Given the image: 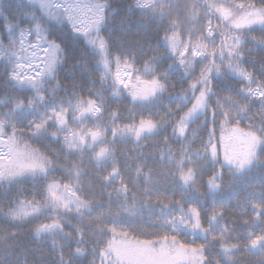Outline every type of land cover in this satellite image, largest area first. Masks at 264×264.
<instances>
[{"label": "trees", "instance_id": "obj_1", "mask_svg": "<svg viewBox=\"0 0 264 264\" xmlns=\"http://www.w3.org/2000/svg\"><path fill=\"white\" fill-rule=\"evenodd\" d=\"M85 1L89 36L51 0H0V140L40 164L1 178L0 264H264V26L230 23L264 0ZM28 36L49 64L17 76Z\"/></svg>", "mask_w": 264, "mask_h": 264}, {"label": "rangeland", "instance_id": "obj_2", "mask_svg": "<svg viewBox=\"0 0 264 264\" xmlns=\"http://www.w3.org/2000/svg\"><path fill=\"white\" fill-rule=\"evenodd\" d=\"M51 2H57L56 4H58V7H63L62 9L66 11L68 17L70 18L71 24L78 32L84 34L85 36H89L90 34L88 33L90 31L92 32V29L97 30V27H92H94L95 21H97V18H99L98 12L93 10L92 7L90 8L87 1L51 0ZM230 23L234 27L237 26L240 28L264 26V10L256 9L243 15L232 17ZM27 39L22 38L21 40L24 55H22L16 62L18 68L17 72L18 75L22 73L23 75L34 76L36 75V73L38 74L42 72L47 63L49 64V61L46 60L49 49H43L42 45L40 46V41H37L35 43L31 40V38H29V36ZM119 68L120 69H118L116 73L120 77V82L127 85L130 81L131 73L124 67ZM85 114L86 111L84 110L82 113H78L77 117H79V119H82L84 118ZM65 125H63V128L66 127ZM68 134L72 135L69 132ZM242 135L243 136L228 138L225 141V149L222 152L224 162L231 166L232 169H234V171L239 174L246 173L252 169L255 164L260 147V141L256 136H245L244 134ZM71 144L79 145V139L73 137L71 140ZM19 153L21 152L16 153L12 159H8L6 155L9 154V151L4 153L0 151V156H3V159L0 160V163L5 164L6 166H10V169L7 168L6 173L8 171L15 172L17 170L39 169L38 166L40 164L37 156L28 154L22 157L18 155ZM56 195L60 197L62 203L69 201V204H73L71 199H69V196L66 195V193H64L63 191L61 192L60 190H58Z\"/></svg>", "mask_w": 264, "mask_h": 264}, {"label": "flooded vegetation", "instance_id": "obj_3", "mask_svg": "<svg viewBox=\"0 0 264 264\" xmlns=\"http://www.w3.org/2000/svg\"><path fill=\"white\" fill-rule=\"evenodd\" d=\"M5 168V164L0 163V179L2 178V173L3 169Z\"/></svg>", "mask_w": 264, "mask_h": 264}, {"label": "bare ground", "instance_id": "obj_4", "mask_svg": "<svg viewBox=\"0 0 264 264\" xmlns=\"http://www.w3.org/2000/svg\"><path fill=\"white\" fill-rule=\"evenodd\" d=\"M99 20H100V19H99V18H97V21H95V23H94V27H92V28H95V27H97V28H98V27H99V25H98V24H99V23H98V22H99Z\"/></svg>", "mask_w": 264, "mask_h": 264}]
</instances>
